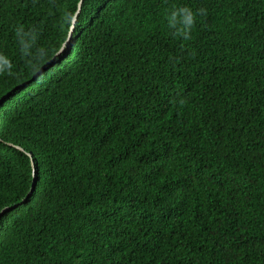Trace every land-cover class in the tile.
Segmentation results:
<instances>
[{
  "label": "trees",
  "instance_id": "obj_1",
  "mask_svg": "<svg viewBox=\"0 0 264 264\" xmlns=\"http://www.w3.org/2000/svg\"><path fill=\"white\" fill-rule=\"evenodd\" d=\"M80 1L0 0V264H264V0Z\"/></svg>",
  "mask_w": 264,
  "mask_h": 264
},
{
  "label": "clouds",
  "instance_id": "obj_2",
  "mask_svg": "<svg viewBox=\"0 0 264 264\" xmlns=\"http://www.w3.org/2000/svg\"><path fill=\"white\" fill-rule=\"evenodd\" d=\"M207 10L205 8H198L195 11L188 6H173L166 16L168 27L172 30L174 37L184 41L191 40L192 30L196 25L198 16H206ZM19 34V33H18ZM21 51L25 57L31 55L30 46L21 41ZM13 67L11 61L6 57L0 55V74L11 70Z\"/></svg>",
  "mask_w": 264,
  "mask_h": 264
},
{
  "label": "water",
  "instance_id": "obj_3",
  "mask_svg": "<svg viewBox=\"0 0 264 264\" xmlns=\"http://www.w3.org/2000/svg\"><path fill=\"white\" fill-rule=\"evenodd\" d=\"M83 1H84V0H81V1L79 2V5H78V11H77V13H76V15H75V17H74V19H73V25H72L71 30H70V32H69V35H68V39H67L66 44H68V43L70 42V40H71V37H72L73 31H74V24L76 23V21H77V17H78V15H79L80 11H81ZM65 48H66V45L63 46V48L58 52V54L64 52ZM33 167H34V165H33ZM34 185H35V179H34V181H33V185H32V186L34 187ZM11 208H12V207H11ZM11 208H5V209L1 212L0 216H1L2 214H4L5 212H7V211H8L9 209H11Z\"/></svg>",
  "mask_w": 264,
  "mask_h": 264
},
{
  "label": "bare ground",
  "instance_id": "obj_4",
  "mask_svg": "<svg viewBox=\"0 0 264 264\" xmlns=\"http://www.w3.org/2000/svg\"><path fill=\"white\" fill-rule=\"evenodd\" d=\"M63 25V24H62ZM96 41V40H95Z\"/></svg>",
  "mask_w": 264,
  "mask_h": 264
}]
</instances>
